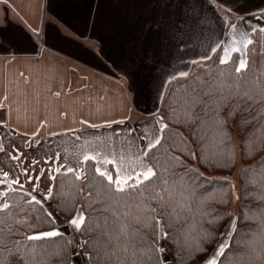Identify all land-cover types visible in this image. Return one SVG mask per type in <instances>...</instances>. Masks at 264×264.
Returning <instances> with one entry per match:
<instances>
[{"label": "snow or ice", "instance_id": "snow-or-ice-1", "mask_svg": "<svg viewBox=\"0 0 264 264\" xmlns=\"http://www.w3.org/2000/svg\"><path fill=\"white\" fill-rule=\"evenodd\" d=\"M196 8L195 0H183L182 23L190 19L191 38L200 46L170 58L150 119L73 144L65 159L70 155L74 163H59V152L29 160L19 146L0 143V153L15 162L8 171L0 166V264H70L85 255V264H150L153 257L159 264L161 240L181 247L199 241L202 264H264V43L256 47L264 10L251 13L255 24L226 21L227 33L205 37V21L188 11ZM149 27L167 38L178 25L161 17ZM233 124L245 162L239 190L189 163L234 166ZM37 136L25 144L39 146ZM41 160L47 170L36 167ZM233 198L239 202L235 214L214 206ZM57 199L72 205L66 228L47 203Z\"/></svg>", "mask_w": 264, "mask_h": 264}, {"label": "crops", "instance_id": "crops-1", "mask_svg": "<svg viewBox=\"0 0 264 264\" xmlns=\"http://www.w3.org/2000/svg\"><path fill=\"white\" fill-rule=\"evenodd\" d=\"M195 3L188 11L205 21V37L227 33L226 21L255 24L251 13L264 10V0ZM161 17L178 25L167 38L149 27ZM184 19L183 0H0L1 127L42 141L62 124L123 121L122 131L132 108L135 123L150 119L170 58L200 46Z\"/></svg>", "mask_w": 264, "mask_h": 264}, {"label": "trees", "instance_id": "trees-1", "mask_svg": "<svg viewBox=\"0 0 264 264\" xmlns=\"http://www.w3.org/2000/svg\"><path fill=\"white\" fill-rule=\"evenodd\" d=\"M259 37H260V41L256 45L257 48L260 46V43H264V33L259 34ZM213 59H215V56L213 57ZM256 60L259 64V61H260L259 54L256 55ZM211 62L212 61H209L208 63H211ZM169 87H171V86L165 87V90H164L165 96L167 95V91H168ZM160 110L163 111L162 105H161ZM249 127L250 126H247L244 128V130H243L244 134L248 133ZM230 132H231V136H232V142L235 146V151H236V162H235L234 166L223 167L222 165H220V166H217L216 168H211V167H208L206 165L201 166L197 161H190L189 163L193 167H199L200 171L204 172L205 175H207L209 178L214 179L220 183H222L225 180H228L231 183H233L231 178H230V175H232L236 171L237 177H238V182H239L237 190H239V186H240L239 171L242 167L245 166V162L242 161L240 158L241 148H240L239 141H240L241 137L237 134V128H236L235 124H233L232 128L230 129ZM260 155L264 156V152H261ZM259 158H260L259 156L256 157V159H259ZM247 163H249V164L253 163V160L249 159L247 161ZM54 191H55V189H54ZM61 191H67V190L63 186H61ZM77 202H79V201H77ZM251 202H252L251 200L245 201V203H251ZM47 203L52 204L53 209L55 211V214L58 217V223L60 224V226L62 228H66L67 225L64 222H66L67 220H69L71 218V216L69 215V209L72 207V205L65 203V202H62L61 199L50 200ZM238 203L239 202L236 201L235 211L232 210L233 199H232L230 205L216 203L214 206L216 208H218L221 212L228 211V212L235 214L238 211ZM228 219H231V217H228ZM240 227H246V225L241 224ZM68 231L70 232L71 229H68ZM69 238H71V237H69ZM216 238H219L218 233H216ZM199 243H200L199 241H189L185 247H181V245L177 242H173L171 240H161L160 245L165 248V251L163 253H157V255L159 256V264H167V262L169 264H202V257L199 254ZM206 247L211 249L210 244L206 245ZM76 250H77V253L82 251V249H80V248H73L72 249V251L74 253H76ZM80 259H81L82 264H85V261L87 260V256L86 255L80 256ZM72 260H73V257L70 260V264H71ZM150 264H157L155 257H153L151 259Z\"/></svg>", "mask_w": 264, "mask_h": 264}, {"label": "rangeland", "instance_id": "rangeland-1", "mask_svg": "<svg viewBox=\"0 0 264 264\" xmlns=\"http://www.w3.org/2000/svg\"><path fill=\"white\" fill-rule=\"evenodd\" d=\"M105 101L106 102L104 104L106 107H108L109 102L107 100ZM110 106H112V103ZM77 111H81V110L77 109ZM131 113L133 115L130 117V120H128L131 124L126 123V125L139 126L138 123H135V121L142 118L139 112L134 111L132 108ZM115 116L118 117L119 115L116 113ZM3 117H4V114H0V119ZM107 124H110L111 126L105 127L104 125H100L99 127H96L94 129L92 128H88L84 130L76 129L75 132L68 131L71 128L68 127V125L64 126V124H62L60 125L59 128L63 129V127H65L66 129L63 130V132H58V133H61V135H56V136L49 135L48 137H46L44 140L41 141V144L39 146L33 145L32 147H29V145L25 144V140L27 138H25L22 135H19V133L11 131V129H8V130L3 129L0 124V143L4 144L5 146H11V145L19 146L21 148V151L26 153L29 160L32 159L33 157L48 158V157L53 156L54 153L59 152L60 157H61L59 163H74L70 155L68 156L67 159H65L66 152L67 153L72 152L73 144L83 145L87 141H95L97 137L101 139L104 138L105 136L110 137L113 132V129L117 130V129H122L124 127V123L115 122V123H107ZM126 128L128 127L125 126L124 129ZM77 136L80 137L79 140L75 139V137ZM14 163L15 162L10 161L9 158L5 156L3 153H0V166H2L4 170L8 171L9 167L12 166ZM27 165H28V161H25L23 166L27 167ZM56 166H58V164ZM36 167L44 168L45 170H47L50 167V165L44 164L43 160H41V163L37 165ZM230 178L233 184L236 185V189H237L239 182H238L236 171L232 175H230ZM42 187H43V184H42ZM235 209H236V200L233 198L232 210L235 211ZM76 253H77V250H76ZM72 261H75V264H82L80 256H74ZM167 264L169 263L167 262Z\"/></svg>", "mask_w": 264, "mask_h": 264}]
</instances>
